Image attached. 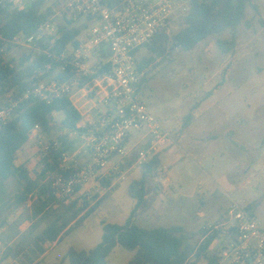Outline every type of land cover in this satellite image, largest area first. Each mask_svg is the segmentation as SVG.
Instances as JSON below:
<instances>
[{
	"label": "rangeland",
	"instance_id": "374dc122",
	"mask_svg": "<svg viewBox=\"0 0 264 264\" xmlns=\"http://www.w3.org/2000/svg\"><path fill=\"white\" fill-rule=\"evenodd\" d=\"M66 1L46 0L43 6V9L53 7L51 18L58 26L62 22L58 12ZM257 3L260 13L247 9L249 27L244 24L239 27L231 52L222 53L215 38H209L192 51H174L145 67L146 81L139 94L149 111L171 132L174 142L143 161L157 157L159 164L146 180L148 198L136 211L134 224L146 229L182 226L186 231L197 233L192 241L198 244L202 241L199 231L206 223L222 218L231 200H245L253 207L252 217L264 231V26L260 24V19L264 20V0ZM184 13L180 9L176 11L167 26L168 33L178 30L177 18ZM84 22L82 18L73 25L81 28L80 42L87 32L82 28ZM221 37L228 38L229 33L224 32ZM30 51L36 50L11 46L6 58L18 63L22 55ZM149 57L146 48L137 53L138 61ZM223 76L226 78L223 85L206 95ZM73 95L76 106L86 115V106L91 103L85 99L83 91L75 90ZM190 112L191 118L185 123ZM55 119L60 120L61 116L57 114ZM58 134L59 131H55L45 137H58ZM140 136L136 131L131 132L122 173L113 177L107 190L97 194L100 199L109 193L107 199L69 237L56 246L47 243L49 254L45 260H40V255L28 261L32 238L44 224L31 230L28 217L34 199L30 198L25 208L16 207L14 196L21 185L14 179L9 180L5 196L7 207L2 213L5 222L0 229V257L8 248H13L14 252L4 263L56 264L71 248L85 251L94 248L102 238V221L123 224L135 205L129 194L130 185L140 179L143 172V163H137V153L148 147L144 143L140 149L132 146ZM70 137L75 147L79 138L74 134ZM32 159L33 156L27 159V167L35 178L41 165H35ZM131 159L134 162L129 165ZM55 200L56 207L66 205L57 197ZM217 245L212 247V252ZM133 256L134 252L116 247L108 260L109 264H128Z\"/></svg>",
	"mask_w": 264,
	"mask_h": 264
},
{
	"label": "trees",
	"instance_id": "16d2710c",
	"mask_svg": "<svg viewBox=\"0 0 264 264\" xmlns=\"http://www.w3.org/2000/svg\"><path fill=\"white\" fill-rule=\"evenodd\" d=\"M187 1V11L177 18L178 30L168 33L166 26L135 51L138 53L141 48H146L150 53L147 59L138 61L136 58L138 71L144 73L139 88L146 81L145 67L151 61L163 59L174 51L189 52L209 38H215L222 53L231 52L236 45L239 27L242 24L249 27V20L246 18L247 9L251 8L256 14L260 13L257 3L259 0ZM45 3L46 0H36L26 10H7L0 6V34L9 40L16 35L30 36L36 33L40 25L51 19L54 14L51 6L43 9ZM84 20L82 28L87 30L93 21L90 17ZM76 22L78 20H62L53 38L38 43L40 52L24 53L18 63H15L14 59L7 60L0 56V95L10 91L20 92L25 80L31 77L34 71L44 69L46 63H52V59L47 58L43 53L44 50L58 54L66 50L68 45L73 48L78 47L81 28L73 26ZM260 24L264 26V20L260 19ZM224 32L229 33L228 38L221 37ZM103 56L107 57L108 53L105 51ZM57 69L58 63L53 62L51 70L45 72L39 79L51 77L61 80L69 77L68 69L66 71ZM225 79L223 76L206 95H211L215 89L222 86ZM113 87L114 84L110 80L98 73L82 81L79 89L84 91L85 99L89 100ZM57 114L61 116L60 120L55 119ZM191 114L192 112L185 117V123H188ZM81 119V110L76 106L72 96L62 97L49 105L37 99H28L16 109L11 121L0 129V229L5 222L2 213L7 207L5 196L8 181L11 179L21 185V190L14 196L16 207L25 208L28 200L34 199L28 217L31 230L44 224V227L32 238V246L29 249L31 255L27 256L29 263L46 251L45 244L62 242L73 231L83 226L108 197L109 193L100 199H97V195L90 200L81 196L68 205L56 207L54 206L56 197L51 183L53 177L61 173L58 154L53 152L39 161L41 170L35 178L29 175L25 166L16 163V153L28 141L29 132L35 125H39L45 135H51L55 131H66L63 135L58 134V139L62 148L69 150L73 148L75 142L70 134L74 133L78 138L85 131L78 127ZM137 147L141 148V146ZM133 162L134 159H131L128 164L131 165ZM158 164L157 157L143 163L141 178L134 180L130 185L129 194L135 205L123 224L102 221V238L94 248L88 251L71 248L56 264H109L108 257L116 247L134 252L128 264H201L202 262L215 264L218 250L213 249L212 252V243L217 238V231L210 233L208 230H200L202 241L197 244L192 241L197 233L186 231L182 226L146 229L134 224L133 217L145 202V181L152 176V171ZM111 181L112 178L105 179L101 184L103 187H109ZM252 208L251 205L248 206V210L252 211ZM227 218V213L223 214V217L215 223L223 222ZM13 250L8 248L5 251L0 257V264H4Z\"/></svg>",
	"mask_w": 264,
	"mask_h": 264
},
{
	"label": "built area",
	"instance_id": "2783aa9c",
	"mask_svg": "<svg viewBox=\"0 0 264 264\" xmlns=\"http://www.w3.org/2000/svg\"><path fill=\"white\" fill-rule=\"evenodd\" d=\"M34 1L0 0V6L7 10H26ZM178 9L186 12L188 1L67 0L58 12L62 20L76 21L90 17L93 21L78 47L66 48L58 54L48 50L43 52L52 59V63H58L57 70L68 69L69 77L40 80L39 77L52 68V63H46L44 69L34 71L25 80L20 92L10 91L0 95L1 129L28 99H37L49 105L65 96L73 98L75 90L83 91L79 89L82 81L98 73L114 84L111 90L88 100L93 109L98 110V116L95 121L83 126L85 131L79 135L78 144L72 149H63L58 137L46 138L39 125L29 132L28 141L36 149L38 161L53 152L58 154L61 173L53 177L51 186L54 195L63 204L68 205L81 196L90 200L92 195L107 190L108 187H103L101 183L122 173L121 165L129 154L127 144L132 131L147 139L148 147L137 153L139 164L174 142L171 132L149 111L139 94V83L144 73L137 69L135 51L168 26ZM57 32L58 23L51 18L30 36L20 34L8 40L0 34V56L6 58L8 47L15 45L40 52L38 43L49 41ZM105 51L107 57L103 56ZM65 133L59 132L60 135ZM248 206L245 200H231L227 220L204 225V230L218 232L212 243V247L218 244L215 264H264V231L252 217Z\"/></svg>",
	"mask_w": 264,
	"mask_h": 264
},
{
	"label": "crops",
	"instance_id": "0c3cea01",
	"mask_svg": "<svg viewBox=\"0 0 264 264\" xmlns=\"http://www.w3.org/2000/svg\"><path fill=\"white\" fill-rule=\"evenodd\" d=\"M91 107H93L92 104L90 105H87L86 108L88 110V113L84 116H82V119L80 120L79 124H78V127L80 128H83V126L91 123L92 121H95V118H97L98 114H97V109H91ZM140 134V133H139ZM141 136L137 139V141L134 142V144H132V146L136 147V144L137 146H140L142 145L143 143L144 144H147V139H144L142 137V134H140ZM181 137V136H180ZM130 138V137H129ZM129 138H128V142H129ZM128 146V144H127ZM130 149V147H129ZM172 151V149H169V152ZM36 154H37V151L36 149L34 148L33 146V143L30 142V141H27L23 147L21 149H19L16 153V163L19 164V165H23L25 166L27 169H28V165H27V159L29 157H32L33 156V161H35V165L36 164H39V161L37 160V157H36ZM29 171V170H28ZM30 175V173H29ZM31 176V175H30ZM33 178V177H32ZM147 180V179H146ZM145 190H146V194H145V200L148 198V192H147V188H146V181H145ZM135 203V201H134ZM141 207V206H140ZM54 246H56V243H53ZM47 245L45 244V247ZM49 254V251H45L41 257H40V260H45L47 258Z\"/></svg>",
	"mask_w": 264,
	"mask_h": 264
}]
</instances>
